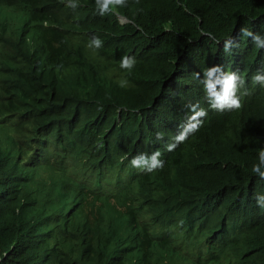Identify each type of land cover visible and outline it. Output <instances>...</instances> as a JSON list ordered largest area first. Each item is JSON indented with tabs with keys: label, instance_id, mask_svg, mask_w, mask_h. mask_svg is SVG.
Returning a JSON list of instances; mask_svg holds the SVG:
<instances>
[{
	"label": "trees",
	"instance_id": "1",
	"mask_svg": "<svg viewBox=\"0 0 264 264\" xmlns=\"http://www.w3.org/2000/svg\"><path fill=\"white\" fill-rule=\"evenodd\" d=\"M77 4L0 0V264H262L264 178L253 166L264 171V121L247 118L264 103L254 84L264 75V0H126L103 14L97 0ZM124 56L135 58L131 71L120 67ZM227 72L244 74L235 80L244 103L231 113L213 107L223 89L211 78L222 87ZM197 117L160 171L132 165L142 154L165 156L162 128Z\"/></svg>",
	"mask_w": 264,
	"mask_h": 264
},
{
	"label": "clouds",
	"instance_id": "2",
	"mask_svg": "<svg viewBox=\"0 0 264 264\" xmlns=\"http://www.w3.org/2000/svg\"><path fill=\"white\" fill-rule=\"evenodd\" d=\"M97 5L99 6L101 10V14H103L105 11H109L110 9H114L116 6H125L126 0H97ZM68 6L75 9L78 4L77 0H68ZM119 22L124 23L127 20L123 17H119ZM230 40L229 38L227 39ZM92 44L99 48L102 46V41L98 37L92 38ZM219 46H227L226 41H220ZM135 58L130 56H124L121 59L120 67L127 69L131 71L135 66ZM220 75L223 76H229L225 81L221 82L219 79L211 78L212 82L214 84V87L218 90L223 89V93L221 95L216 96V102L213 107L216 110L223 111L226 113H231L234 108H239L244 103L243 98H237L235 96L236 92V84L235 80L244 77L240 72H231V73H222ZM263 75V74H262ZM261 75V76H262ZM256 76L254 84H257V91L260 93H264V75L262 77ZM206 78L203 79V82ZM202 82V83H203ZM201 83V84H202ZM213 86L209 84V88H212ZM241 95V94H240ZM225 105H227L226 108ZM201 115H205L203 111H201ZM250 116H254L256 119V122L260 125L264 121V103H261L258 105L250 114ZM194 126V125H193ZM166 128V129H165ZM185 130V127H178L176 131H173L172 127L170 126V123L168 126L162 128L163 135L169 136L168 137V144L165 146L163 153L165 156L171 152H173L177 147L182 145L184 142L187 141V139H190V136L193 135L192 132L188 131L186 134H182ZM178 139L179 141L176 143L175 140ZM176 155V152L171 153L167 159H165V156H161V160H159L160 152H155L152 154L151 157H147L145 155H140L137 157H134L131 161L132 165L134 167H143L144 173L152 174L155 172L160 171L170 160ZM259 157L262 163H264V150H261L259 152ZM253 172L259 175L261 178H264V171H261L260 167L258 165L253 166ZM257 203L260 207L264 208V196H258L257 197ZM195 221V219H194Z\"/></svg>",
	"mask_w": 264,
	"mask_h": 264
},
{
	"label": "bare ground",
	"instance_id": "3",
	"mask_svg": "<svg viewBox=\"0 0 264 264\" xmlns=\"http://www.w3.org/2000/svg\"><path fill=\"white\" fill-rule=\"evenodd\" d=\"M77 27H78V26H77ZM12 29H13V28H12ZM10 33H11V31H10ZM81 33H83V32H81ZM14 38H15V36H14ZM9 42H11V41H9ZM113 43L116 44L115 42H113ZM20 45H22V43H21ZM20 45H18V47H19ZM116 45H118V43H117ZM16 47H17V45H16ZM16 47H15V51H18L19 48L17 49ZM22 48H23V47H22ZM20 49H21V48H20ZM18 59H19V58H18ZM263 61H264V59H263ZM235 66L237 67V65H235ZM223 68H224V67H223ZM229 69H230V67H229ZM229 69H228V71H229ZM218 70H219V69H218ZM220 73H221V72H220ZM227 73H228V72H227ZM261 73H262V72H261ZM243 75H244V74H243ZM219 79H220V77H219ZM220 80H222V79H220ZM123 82H124V81H123ZM222 82H223V81H222ZM249 87H250V86H249ZM188 88H189V86H188ZM177 89H178V88H177ZM202 89H203V88H202ZM238 89H239V88H238ZM188 91H190V90H188ZM249 91H250V90H249ZM252 91H253V90H252ZM249 93H250V92H249ZM205 94H206V93H205ZM242 94H244V93H242ZM10 95H11V94H10ZM206 95H207V94H206ZM208 95H209V94H208ZM200 98H201V97H200ZM190 101H191V100H190ZM188 103H189V100H188ZM190 104H191V103H189V105H190ZM187 106H188V105H187ZM196 106H197V105H196ZM198 107H199V106H198ZM226 107H227V105H225L224 108H226ZM191 108H192V107H191ZM191 108H190V109H191ZM238 109H239V108H238ZM174 110H175V109H174ZM184 112H185V111H184ZM238 112H239V111H238ZM177 113H178V112H177ZM239 113H240V112H239ZM248 114H250V113H248ZM234 115H235V114H234ZM236 115H237V113H236ZM176 118H177V117H176ZM199 119H200V117H197L196 119L190 121V123H189L188 125L185 124V125H184L185 130L183 131L182 134H186V133H187V132L193 127V125H194ZM254 121L256 122V119H255L254 116H248V118H247V122H248V123H252V122H254ZM71 123H72V122H71ZM71 123H70V124H71ZM74 124H75V122L73 123V125H74ZM71 125H72V124H71ZM165 125H166V124H165ZM180 125H181V124H180ZM129 126H130V125H129ZM73 127H74V126H73ZM143 127H144V126H142V128H143ZM227 129H228V128H227ZM49 130H50L51 132L54 131V129H49ZM49 130H48V131H49ZM121 130H122V129H121ZM254 130H255V129H254ZM254 130H253V131H254ZM41 131H42V129H41ZM255 131H256V130H255ZM51 132H50V133H51ZM52 133H56V131H55V132H52ZM90 133H91V132H90ZM250 134H251V133H250ZM252 134L256 135L255 133H252ZM50 135H51V134H50ZM52 135H54V134H52ZM54 136H55V135H54ZM54 136H52V137H54ZM90 136H91V135H90ZM128 136H129V135H128ZM255 137H256V136H255ZM255 137H254V138H255ZM137 138H138V137H137ZM254 138H253V139H254ZM256 138H258V137H256ZM261 138H262V137H261ZM40 139H41V138H40ZM52 139H53V138H52ZM249 139H250V138H249ZM47 140H48V139H47ZM53 140H54V139H53ZM140 140H141V139H140ZM261 140H262V139H261ZM146 141H147V140H145V142H146ZM178 141H179V140L176 139L175 142H173V143H176V142H178ZM49 142H50V144H51V140H49ZM52 142H53V141H52ZM54 142H55V140H54ZM140 142H141V141H140ZM142 142L144 143V140H143ZM142 142H141V143H142ZM259 142H260V141H259ZM262 143H263V140H262ZM262 143H261V146H263ZM145 144H146V143H144L143 146H145ZM37 145H38V144H37ZM34 146H35V145H34ZM45 146H46V145H45ZM50 146H51V145H50ZM143 146L141 145V148H143ZM39 147H40V145H39ZM39 147H36V149L39 148ZM145 147H146V146H145ZM40 148H42V147H40ZM43 149H45V148H43ZM45 150H46V149H45ZM45 150H44V151H45ZM263 150H264V149H263ZM44 151L42 150L43 153H44ZM38 152H39V151L37 150V153H38ZM141 152H142V151H141ZM45 153H46V151H45ZM47 153H48V152H47ZM47 153H46V155H45L46 157L48 156ZM40 154H41V151H40ZM41 155H42V154H41ZM38 156H40V155H38ZM42 156H43V155H42ZM37 158H38V157H37ZM37 158H36V159H37ZM40 159H41V158H40ZM52 159H53V158H52ZM159 160H161V155H160V157H159ZM37 161H38V159H37ZM35 162H36V160H35ZM71 163H72V162H71ZM37 164H38V163H37ZM34 165H35V164H34ZM30 166H31V165H30ZM30 166H29V169H31V167H32L33 165H32L31 167H30ZM63 166H64V165H63ZM86 166H87V165H86ZM65 167H66V166H65ZM70 167H71V166H70ZM82 167H83V166H82ZM68 168H69V167H68ZM83 168L86 169L87 167H83ZM142 169H143V168H142ZM136 170H137V169H136ZM138 172H139V171H138ZM38 173H39V172H38ZM141 173H142V172H141ZM29 174H30V173H29ZM36 174H37V173H36ZM36 174H35L34 176H36ZM27 176H29V175H27ZM31 177H32V176L30 175V178H31ZM86 177H87V176H86ZM83 178H85V177H83ZM124 178H126V177H124ZM124 178H123V180H125ZM149 178H150V176H149ZM239 178H240V177H239ZM240 179H241V178H240ZM240 179H238V180H236V179L234 180V179H233V180H234L235 182H237V181H240ZM149 180H150V179H149ZM126 181H127V180H126ZM128 181H129V180H128ZM147 181H148V180H147ZM225 181H226V180H225ZM252 181H253V180H252ZM120 182H121V181H120ZM121 183L123 184V182H121ZM122 184H121V185H122ZM152 184H153V183H152ZM116 185H117V184H116ZM153 185H154V184H153ZM32 186H33V185H32ZM32 186H31V187H32ZM122 186H123V185H122ZM149 186H151V185H149ZM26 187H28V185H26ZM138 187H139V185H138ZM28 188H29V187H28ZM96 189H98V191H99V187H98V188H95L94 190H96ZM116 189H117V188H116ZM124 189H125V188H124ZM160 189H161V188H160ZM162 189H163V188H162ZM162 189H161V190H162ZM166 189H167V188H166ZM166 189H164V190H166ZM27 190H29V189H27ZM83 190H84V189H83ZM118 190H119V188H118ZM228 190H229V188H228ZM235 190H236V188H235ZM235 190H234V192H235ZM31 191H33V188L31 189ZM88 191H90V190H88ZM96 191H97V190H96ZM96 191H94V192H96ZM98 191H97V192H98ZM135 191H136V190H135ZM223 191H224V190H223ZM77 192H78V191H77ZM86 192H87V191H86ZM91 192H92V191H91ZM91 192H90V193H91ZM103 192H104V191H103ZM103 192H102V193H103ZM105 192H107V191H105ZM131 192H132V191H131ZM131 192H130V193H131ZM138 192H141V191H139V188H138V190H137L136 193H138ZM153 192H154V191H153ZM156 192H157V191H156ZM163 192H165V191H163ZM163 192H162V193H163ZM168 192H169V191H168ZM168 192H167V193H168ZM122 193H123V192H122ZM132 193H135V192L133 191ZM154 193H155V192H154ZM154 193H152V195H154ZM167 193H166V194H167ZM193 193H194V192H193ZM241 193H242V191H241ZM76 194H77V193H76ZM108 194H109V197H110L111 194H110V193H107V195H108ZM140 194H141V193H140ZM155 194H156V193H155ZM157 194H159V193H157ZM168 194H169V193H168ZM184 194H185V193H184ZM227 194H228V191H227ZM231 194H232V193H231ZM103 195H105V194H103ZM107 195H106L105 197H108ZM114 195H115V194H114ZM121 195H122V194H121ZM125 195H126V194H125ZM136 195H137V194H136ZM141 195H142V194H141ZM141 195H138V196L141 197ZM144 195H145V194H144ZM144 195L142 196L143 199H144V198H148V199H149V197H147L146 195H145L146 197H144ZM192 195H193V194H192ZM192 195H191V196L189 195V197H190V198H189V201H190V199H193L195 196H197V195H195V196H193V198H191ZM237 195L239 196L240 193L237 194ZM158 196H159V195H158ZM158 196H157V197H158ZM224 196H225V195H224ZM232 196H233V195H232ZM253 196H254V195H253ZM75 197H76V196H75ZM91 197H92V196H91ZM109 197H108V198H109ZM120 197H121V196H120ZM128 197H129V196L127 195L126 198L129 199L130 197H129V198H128ZM159 197H161V195H160ZM164 197H165V195H164ZM182 197H183V196H182ZM184 197H186V196H184ZM198 197H200V196L198 195ZM235 197H236V196L234 195L233 198H235ZM239 197H240V196H239ZM32 198H33V197H32ZM92 198H94V197H92ZM92 198H91V199H92ZM98 198H99V197H98ZM98 198H97V199H98ZM122 198L124 199L125 196L123 197V195H122ZM126 198H125V200H126ZM132 198H133V197H132ZM151 198H152V197H151ZM217 198H218V197H217ZM230 198H232L231 195H230ZM233 198H232V199H233ZM76 199H79V198H76ZM99 199H100V198H99ZM123 199H121V200H123ZM133 199H134V198H133ZM153 199H154V198H153ZM155 199H156V198H155ZM162 199H163V198H161L160 201H161ZM172 199H174V198H172ZM172 199H171V200H172ZM225 199H226V198H225ZM235 199H238V198H235ZM31 200H32V199H31ZM74 200H75V199H74ZM94 200H95V199H94ZM100 200H101V199H100ZM216 200H217V199H216ZM101 201H103V200H101ZM101 201H100V202H101ZM116 201H117V200H116ZM118 201H119V200H118ZM128 201H129V200H128ZM142 201H143V200H142ZM150 201H152V200H150ZM150 201H149V202H150ZM158 201H159V200H158ZM158 201L156 200V204L158 203ZM182 201H183V200H182ZM208 201H209V200H208ZM208 201H207V202H208ZM231 201H237V200H234V199H233V200H231ZM110 202H111V201H110ZM113 202H114V201H113ZM149 202H146L145 204H147V205L150 206V203H149ZM75 203H76V202H75ZM87 203H89V202H87ZM104 203H105V201L103 202V205H105ZM115 203H116V202H115ZM119 203H120V202H119ZM142 203H143V202H142ZM220 203H221V202H220ZM223 203H224V202H223ZM99 204H100V203H99ZM106 204H107V202H106ZM167 204H168V203H167ZM188 204H190V203H188ZM192 204H193V203H192ZM93 205H94V203H93ZM113 205H115V204H113ZM119 205H121V204H119ZM129 205H131V204H129ZM129 205H128V206H129ZM147 205H146V207H147ZM181 205H182V204H181ZM202 205H203V204H202ZM212 205H213V204H212ZM85 206H86V205H85ZM85 206H84V207H85ZM87 206H88V205H87ZM90 206H91V208H92V205H90ZM139 206L141 207V205H139ZM177 206L180 207V206H179V203H178ZM188 206H189V205H188ZM199 206H200V204L197 205L198 208H199ZM221 206H222V205H221ZM97 207H98V204H97ZM102 207L104 208V206H102ZM105 207H106V206H105ZM114 207H115V206H114ZM124 207H125V205H124ZM126 207H127V206H126ZM131 207H132V206H129V208H131ZM140 207H139V208H140ZM178 207H176V208H178ZM183 207H184V206H183ZM195 207H196V206H195ZM204 207H205V206H204ZM87 208L89 209V207H87ZM93 208H94V207H93ZM149 208H150V207H149ZM181 208H182V207H181ZM223 208H224V206H223ZM68 209H69V208H68ZM79 209L81 210V209H83V207H82V208H79ZM79 209H78L77 211H79ZM108 209H110V208L108 207L107 210H108ZM131 209H132V208H131ZM131 209H130V212L133 211V209H132V210H131ZM179 209H180V208H179ZM179 209H178V210H179ZM97 210H104V209H97ZM107 210H106V211H107ZM119 210H120V209H119ZM121 210H123V209H121ZM138 210H139V209H138ZM175 210H176V209H175ZM194 210H196V209H194ZM213 210H216V211L219 210V206H218V209H215V208L213 207ZM229 210H230V209H229ZM77 211H76V213H77ZM81 211H82V210H81ZM81 211H80V212H81ZM86 211H87V209H86ZM106 211H105V212L103 211V212H104V215L106 214ZM136 211H137V210H136ZM210 211H212V210H210ZM210 211H209V212H210ZM219 211H220V210H219ZM80 212H78V213H80ZM90 212L93 213L92 211H90ZM226 212H227V210L225 211V213H226ZM84 213H85V212L83 211V215H84ZM99 213H100V212H99ZM107 213H108V211H107ZM133 213H134V212H133ZM177 213H178V212H177ZM205 213H206V212H205ZM214 213H215V212H214ZM217 213H218V214H219V213L221 214V212H217ZM225 213H223V214H225ZM122 214H123V213H122ZM135 214H136V213H135ZM135 214H133V215H135ZM188 214H189V213H188ZM215 214H216V213H215ZM220 214H219V215H220ZM86 215H87V214H86ZM98 215H99V214H98ZM101 215H102L103 218H104V215L100 213V216H101ZM108 215H109V213H108ZM74 216L77 217L78 215H75V214H74ZM91 216L93 217V216H95V215L93 214V215H91ZM171 216H172V215H171ZM174 216H177V215L174 214ZM174 216H173V217H174ZM203 216H204V215H203ZM213 216H214V215H213ZM223 216H224V215H223ZM260 216H261V215H260ZM71 217H72V216H71ZM85 217H86V216H84V218H85ZM88 217H89V216H87L86 219H88ZM95 217H96V216H95ZM97 217H98V216H97ZM168 217H170V216H168ZM187 217H188V215H187ZM218 217L222 218V215H220V216H218ZM218 217H217V218H218ZM227 217H228V215H227ZM249 217H250V216H249ZM252 217H253V216H252ZM77 218H78V217H77ZM80 218H82V215H80ZM98 218H99V217H98ZM98 218H97V219H98ZM106 218H107V216H105V219H106ZM223 218H226V217H223ZM242 218H245V216L242 217ZM246 218H247V217H246ZM258 218H259V217H258ZM258 218H257V219H258ZM73 219H76V218H73ZM78 219H79V218H78ZM78 219H76V220H78ZM93 219H94V218H93ZM164 219H165V218H164ZM174 219H175V218H174ZM239 219H241V218H239ZM251 219H252V218H251ZM255 219H256V218H255ZM255 219H254V221H255ZM260 219H261V218H260ZM260 219H259V220H260ZM76 220H75V221H76ZM82 220H83V219H82ZM91 220H92V219H91ZM95 220H96V219H95ZM196 220L198 221L199 219L197 218ZM208 220H209V219H208ZM212 220H213V219H212ZM216 220H217V219H216ZM220 220H221V219H220ZM224 220H225V219H224ZM72 221H74V220H72ZM85 221H86V220H85ZM102 221H103V220H102ZM102 221H100V222L98 221V224L101 223ZM162 221H163V220H162ZM169 221H170V220H169ZM169 221H168L167 223H169ZM173 221H174V220H173ZM199 221H201V220H199ZM209 221H211V220H209ZM209 221H208V222H209ZM222 221H223V220H222ZM222 221H221V222H222ZM246 221H247V220H246ZM246 221H242V222H246ZM249 221H250V220H249ZM257 221H258V220H257ZM83 222H84V220L82 221V223H83ZM170 222L172 223V220H171ZM219 222H220V221H219ZM238 222H240V221H238ZM252 222H253V219L251 220V223H252ZM258 222H259V221H258ZM72 223H73V222H71V224H72ZM102 223H103V222H102ZM104 223H105V222H104ZM163 223H164V222H163ZM188 223H189V222H188ZM188 223H187V224H188ZM209 223H210V222H209ZM249 223H250V222H248V223L246 222L245 225H250ZM71 224H70V225H71ZM74 224H75V225H76V224L79 225L80 223H79L78 221H76V223L74 222ZM74 224H72V225H74ZM94 224H96V222H95ZM98 224H96V225H98ZM161 224H162V223H161ZM252 224H253V223H252ZM72 225H71V227H73ZM167 225H168V224H167ZM188 225L190 226L191 224L189 223ZM188 225H187L186 227H187V228H190V227H188ZM204 225H205V224H204ZM207 225H208V224H207ZM241 225H242V224H241ZM243 225H244V224H243ZM80 226H81V225H80ZM98 226H99V225H98ZM162 226H163V224H162ZM162 226H161V228H162ZM191 226H192V225H191ZM194 226H195V225H194ZM198 226L200 227V231H201V228L203 229V227H202L203 225H202V226L197 225L196 228H197ZM75 227H76V226H75ZM75 227H74V228H75ZM81 227H82V226H81ZM81 227H80V228H81ZM165 227H167V226H165ZM183 227H184V226H183ZM192 227H193V226H192ZM209 227H210V226H209ZM238 227H239V226H238ZM100 228H101V227H100ZM167 228H168V227H167ZM172 228H174V227H172ZM179 228H180V227H179ZM187 228H186V229H187ZM193 228H194L193 230L196 231V230H195V227H193ZM62 229H63V228H62ZM81 229H82V228H81ZM97 229H98V228H97ZM207 229H209V228H207ZM235 229H236V228H235ZM63 230L67 231L66 229H63ZM71 230H72V229L70 228V231H71ZM106 230H108L107 227H106ZM106 230H105V231H106ZM183 230H184V229H183ZM189 230H192V229H189ZM197 230H198V229H197ZM248 230H249V229H248ZM68 231H69V230H68ZM96 231H97V230H96ZM108 231H109V230H108ZM165 231H166V229H165ZM212 231H213V230H212ZM227 231H228V232H231L232 229H231V230L229 229V230H227ZM227 231H226V233H227ZM246 231H247V230H246ZM71 232H72V231H71ZM83 232H84V231H83ZM177 232H178V231H177ZM181 232H182V231H180L179 234H181ZM238 232H240V234L242 233V231H240V229H239ZM62 233L65 234L64 231H62ZM146 233H147V232H146ZM165 233H166V232H165ZM170 233H171V232H170ZM184 233H186V232H184ZM188 233H189V232H188ZM193 233H194V232H193ZM211 233H212V232H211ZM211 233H210V234H211ZM226 233H225V234H226ZM63 234H62V235H63ZM97 234H98V233L95 234L96 237H98V236H101V237H102V235H101V234H102V231H101V234H100V235L98 234V236H97ZM191 234H192V233H190V235H191ZM210 234H209V235H210ZM231 234L234 235V233H232V232H231ZM235 234H239V233H235ZM243 234H246V233H243ZM85 235H86V234H85ZM91 235H93V234L91 233ZM199 235H200V234H199ZM201 235H202V234H201ZM223 235H224V234H223ZM227 235H228V233L226 234V236H227ZM233 235H232V237L235 236V235H234V236H233ZM64 236H65V235H64ZM86 236H88V235H86ZM89 236H90V235H89ZM89 236H88L87 240L89 239ZM103 236H104V235H103ZM185 236H187V235H185ZM228 236H229V235H228ZM236 236H237V235H236ZM244 236H246V235H244ZM84 237H85V236H84V233H83V238H84ZM93 237H94V235H93ZM154 237H155V235H154ZM182 237H183V235H182ZM182 237H181V238H182ZM194 237H195V236H194ZM209 237H210V236H209ZM238 237H239V236H238ZM181 238H180V239H181ZM206 238H207V237H206ZM211 238H212V237H211ZM218 238H219V237H218ZM230 238H231V236H230ZM91 239H93V238L91 237ZM91 239H90V240H91ZM99 239H101V238H99ZM99 239H97V240H99ZM143 239H144V238H143ZM180 239H178V240H180ZM220 239H221V238H220ZM223 239H224V238H223ZM227 239H228V238H227ZM231 239H232V238H231ZM234 239H237V238L235 237ZM238 239H240V238H238ZM238 239H237L236 242H238ZM81 240H82V238H81ZM87 240H86V242H87ZM102 240H103V238H102ZM102 240H101V241H102ZM112 240H113V238H112ZM135 240H136V238H135ZM138 240H139V239H138ZM141 240H142V238H141ZM141 240H139V241L141 242ZM146 240H147V238H146ZM214 240H215V239H214ZM245 240H248V239H245ZM94 241H95V240H94ZM103 241H104V240H103ZM143 241H144V240H143ZM173 241L176 242L175 240H173ZM204 241H205V240H204ZM218 241H220V240H218ZM218 241H217V242H218ZM223 241L225 242L226 240L224 239ZM251 241H252V239H251ZM84 242H85V241H84ZM90 242H91V241H90ZM90 242H89V243H90ZM140 242H139V243H140ZM174 242H173V243H174ZM179 242H181V241H179ZM198 242H199V241H198ZM211 242H213V241H211ZM211 242L209 243L210 246H211ZM220 242H221V241H220ZM220 242H219V244H221V246H222V243H220ZM224 242H223V245H224ZM227 242H229V241H226V244H227ZM234 242H235V241H234ZM243 242H246V241L243 240ZM248 242H250V241L248 240ZM254 242H255V241H254ZM139 243H138V244H139ZM143 243H144V242H143ZM145 243H146V241H145ZM173 243H172V244H173ZM199 243H201V242H199ZM206 243H207V242H206ZM215 243H216V242H215ZM215 243H212V245H213V244L215 245ZM81 244H82V245H83V244L85 245V243H82V241H81ZM86 244H87V243H86ZM97 244H98V241H97ZM165 244H166V243H165ZM167 244H169V243H167ZM226 244H225V245H226ZM229 244L231 245V244H233V243H232V242H231V243H228V244H227L226 246H224V247L226 248ZM234 244H235V243H234ZM234 244H233V247H232L231 249H233V248L236 249V247L234 246ZM236 244H237V243H236ZM241 244H242V243H241ZM241 244L238 242L237 245H240V247H241ZM246 244H247V243H245V245H246ZM253 244H254V243H253ZM255 244H256V242H255ZM99 245H100V244H99ZM146 245H148V244H146ZM237 245H236V246H237ZM248 245H249V244H248ZM248 245H247V246H248ZM251 245H252V244H250V246H251ZM91 246L93 247V245H91ZM142 246H143V244H142ZM149 246H150V245H149ZM163 246H166V245H163ZM200 246H201V244L199 245V247H200ZM216 246H217V245H216ZM242 246H244V244H243ZM253 246H254V245H253ZM253 246H252V247H253ZM256 246H257V245H256ZM81 247H82V246H81ZM96 247H97V245H96ZM152 247H153V246H152ZM173 247H174V246H173ZM175 247H176V246H175ZM201 247H203V246H201ZM205 247H206V246H205ZM211 247H212V246H211ZM222 247H223V246H222ZM240 247H239V248H240ZM252 247H251V248H252ZM259 247H260V246H259ZM94 248H95V247H94ZM161 248H162V247H161ZM164 248H165V247H164ZM164 248H163V249H164ZM177 248L179 249L180 247H177ZM196 248H197V247H196ZM239 248H238V249H239ZM251 248H250V249H251ZM254 248H255V247H254ZM260 248H261V247H260ZM260 248H259V249H260ZM82 249H83V247H82ZM82 249H81V250H82ZM145 249H146V247H145ZM152 249H153V248H152ZM199 249H200V248H199ZM205 249H206V248H205ZM211 249H212V248H211ZM219 249H220V248H219ZM221 249H222V248H221ZM221 249H220V250H221ZM235 249H234V250H235ZM238 249H237V250H238ZM246 249H248V247H247ZM261 249H262V252H263V251H264L263 248H261ZM261 249H260V251H261ZM92 250H93V249H92ZM154 250H155V249H154ZM180 250H181V248H180ZM206 250H207V249H206ZM206 250H205V251H206ZM213 250H214V249H212V251H213ZM220 250H219L218 252H220ZM240 250H241V249H240ZM248 250H249V249H248ZM248 250H246V252H247ZM257 250H258V249H257ZM223 251H224V249L221 251V253H222ZM244 251H245V250H244ZM244 251H243V252H244ZM251 251H252V250H251ZM254 251H256V249H254ZM260 251H259V252H260ZM82 252H83V251H82ZM155 252H156V251H155ZM246 252H245V253H246ZM259 252H258V253H259ZM80 253H81V252H80ZM134 253H135V252H134ZM149 253H150V252H149ZM153 253H154V252H153ZM205 253H206V252H205ZM224 253H225V252H224ZM234 253H235V252H234ZM236 253H237V255H238V252H237V251H236ZM240 253H242V252H240ZM248 253H249V251L246 253V255H247ZM258 253H257V254H258ZM263 253H264V252H263ZM263 253H262V254H263ZM128 254H129V253H128ZM162 254H163V253H162ZM185 254H187V253H185ZM188 254H189V253H188ZM206 254H207V253H206ZM206 254H205V256H207ZM250 254H251V253H250ZM262 254H260V253L258 254L259 257L262 256V258H263V259L261 258V259H262L261 262H263V260H264V256H263ZM154 255H155V254H154ZM154 255H153V256H154ZM178 255H180V254H178ZM225 255H226V254H225ZM237 255L235 254V257H237ZM242 255H243V254H242ZM126 256H128V255H126ZM126 256H125V257H126ZM133 256H134V255H133ZM147 256H148V254H147ZM151 256H152V255H151ZM174 256H175V255H174ZM181 256H182V254H181ZM216 256H217V255H216ZM238 256L240 257L241 255H238ZM129 257H130V256H129ZM129 257H126V259L129 258ZM203 257H204V256H203ZM221 257H222V256H221ZM230 257H231V256H230ZM255 257H256V256H255ZM259 257H258V258H259ZM85 258H86V257H85ZM165 258H166V256H165ZM168 258H169V257H168ZM175 258H176V257H175ZM201 258H202V257H201ZM204 258H205V257H204ZM219 258H220V257H219ZM240 258H241V257H240ZM258 258H257V259H258ZM123 259H124V258H123ZM123 259H122V260H123ZM148 259H149V261H150V258H148ZM154 259H155V256H154ZM163 259H164V258H163ZM163 259H162V261H163ZM224 259H226V258L224 257ZM228 259H229V258H228ZM241 259H242V260H240V261L243 262V258H241ZM128 260H130V258H129ZM166 260H167V259H166ZM171 260H172V259H171ZM216 260H218V258H217ZM245 260H246V259H245ZM247 260H248V259H247ZM249 260H250V259H249ZM249 260H248V263H246L247 261H246L245 263H246V264H250L251 262H249ZM152 261H153V260H152ZM155 261H156V260H155ZM160 261H161V260H160ZM169 261H170V259H169ZM176 261L178 262V260H176ZM176 261H174V262L176 263ZM238 261H239V260H238ZM118 262H119V261H118ZM122 262H123V261H122ZM124 262H125V261H124ZM167 262H168V261H167ZM214 262H216V261H214ZM223 262H224V261H223ZM223 262H222V264H223ZM131 263H132V261H131ZM175 263H172V264H175ZM178 263H181V262H178ZM178 263H176V264H178ZM218 263L220 264V262H218ZM218 263H217V264H218ZM229 263H230V262H229ZM118 264H120V262H119ZM161 264H163V263H161ZM169 264H170V263H169ZM182 264H185V263H182ZM210 264H213V263L210 262ZM240 264H241V262H240ZM243 264H244V263H243ZM262 264H264V262H263Z\"/></svg>",
	"mask_w": 264,
	"mask_h": 264
}]
</instances>
